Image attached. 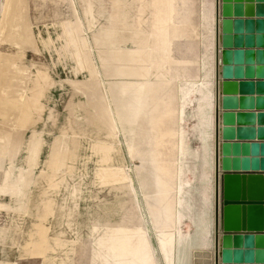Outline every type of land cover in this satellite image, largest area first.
I'll return each instance as SVG.
<instances>
[{
	"label": "rangeland",
	"instance_id": "374dc122",
	"mask_svg": "<svg viewBox=\"0 0 264 264\" xmlns=\"http://www.w3.org/2000/svg\"><path fill=\"white\" fill-rule=\"evenodd\" d=\"M217 1L172 0L206 42L170 50L159 0H0V192H12L0 194V261L43 264L31 254L43 248L49 263L89 264L94 231L114 256L129 243L133 261L142 229L165 264L157 241L172 245L179 198L176 263L216 264ZM132 51L142 75L106 76L105 57ZM26 195L15 209L10 196Z\"/></svg>",
	"mask_w": 264,
	"mask_h": 264
},
{
	"label": "crops",
	"instance_id": "0c3cea01",
	"mask_svg": "<svg viewBox=\"0 0 264 264\" xmlns=\"http://www.w3.org/2000/svg\"><path fill=\"white\" fill-rule=\"evenodd\" d=\"M158 1V0H156ZM154 4L155 8H169L168 10V16H169V21L165 22L163 27L167 29V34L165 35V45L170 46V50L174 43L179 41L180 39L184 38V43L185 44H190L196 41L197 43L201 42L202 45H205V37L199 36L196 32L198 28H203L201 25L194 24L193 22L189 21V23H185L184 25H179L178 21H176V14L174 15V10L172 11V0H159ZM252 3L253 5L257 4L258 2L254 0L253 1H247V0H232L231 3L234 4H244L246 5L247 3ZM216 5V6H215ZM223 5L224 1L223 0H218L216 4H214V8H217V15H214V27L216 28V38L214 43L215 47V53H214V73H216V85H218V93H219V98L217 100V104L219 105V112H217V117L220 120L219 123V129L217 132V140H216V153H217V165L215 171L219 174V180L217 183V212L215 214V220L218 222L217 223V234L216 237L212 236V230L210 229L209 225L207 224V232H206V238L208 240V237L211 236L213 239V243L216 247V252H218V261L216 264H226L223 260V252L224 250L227 251H232V252H243V251H254V252H263L264 253V240L263 242L257 241V244H254L251 246L250 244H247L246 242L237 243L235 241V237L243 234L244 233H253L255 235H263L261 231H231L227 232L231 240L229 243H225V235L221 222L223 220V213L221 210L222 206V193L224 189V183H223V176L225 174H246V175H264V116H260L261 114H264V88H261L259 85L261 82L264 81V62H261L256 56L254 58H249V57H243L242 62H238L233 64V68H241L243 71L242 74L244 78L235 76L231 78H224L223 73H222V67L224 66L223 64V20H224V15H223ZM235 9V7H234ZM243 10L246 11V8H243ZM216 14V13H215ZM236 17H242L243 19L250 18L252 16H236ZM236 17L231 18L232 20H235ZM257 18V17H256ZM217 22V23H216ZM164 23V22H163ZM217 24V25H216ZM204 25V24H203ZM234 36L236 34H233ZM264 36V31H259V28H254L251 31V35L253 38L252 40H257L259 36ZM246 37V32L243 33L242 39ZM114 38L117 39H132L133 41H136L137 43H140L142 37H132L127 35H121V36H114ZM146 39V38H145ZM110 40V39H109ZM112 40V38H111ZM219 45V46H218ZM235 41H233V49H236L238 47L235 46ZM243 49H247L246 46L242 47ZM255 50L257 49H264V47H258L257 45L253 46ZM147 50H145V53ZM162 53V52H161ZM220 53V54H219ZM257 53V51H256ZM141 53L132 51L128 53H119V52H113L112 54L108 55L107 57L104 58V62H106V65L104 66V71L106 73V76H127L130 78H134L137 75H142L139 70L137 72L136 68L134 65H136L138 62L140 63L142 60L139 59L141 56H143ZM165 54V53H164ZM168 54V53H167ZM145 55V54H144ZM166 55V54H165ZM139 57V58H138ZM220 58V59H219ZM221 60V63H220ZM111 63V64H110ZM112 63H119L118 67L112 66ZM142 63V62H141ZM190 62H186V67H189ZM108 64V65H107ZM110 65V67H109ZM170 67H173L172 61H169ZM126 66V67H124ZM203 67V64L201 65ZM221 66V68H220ZM216 68V69H215ZM238 68V69H239ZM227 81L228 82H242V81H254L255 86L257 85L256 91L251 94V93H244L243 90L240 88L237 89H232L230 87V91H227L224 93V88L225 85L224 83ZM98 84V82H97ZM95 85L99 87V85ZM240 89V90H239ZM252 96L254 98V102H250L249 97ZM243 100V101H242ZM224 103L226 105H224ZM253 104V107H252ZM226 108H224V106ZM234 113V122L233 124H226L224 125L223 123V114L224 113ZM239 113H242L243 116L241 118L238 117ZM226 129L228 132L230 130H236V133L240 131L238 136H228L224 137V134L226 132ZM36 144L34 146V150H38L39 147V140H35ZM236 143H239L240 146L236 145ZM257 144V145H255ZM263 146H262V145ZM226 148L229 147V154L224 155V146ZM58 147V145H56ZM32 149V151H33ZM51 158L54 159L53 162H55L56 155H53L51 153ZM247 164H244V163ZM236 165H238L236 167ZM35 165L31 166L28 169L30 170V173H32V170ZM228 166V167H225ZM29 170H25V172H29ZM6 181H1L0 187H5L7 188L6 185H4ZM25 183V184H23ZM35 183L34 180H27V182H20L18 181L17 187L29 189L30 186ZM255 183V182H252ZM22 185V186H21ZM259 186L252 185L248 187L249 192L251 191L252 194H255L256 188ZM261 190L264 192V184L261 185ZM0 194L2 195H12V192H9L8 190L6 191H1ZM264 194V193H263ZM15 199V209L19 208H25L27 207V203L30 197L27 195L25 197H17V196H10ZM209 200V199H208ZM42 202H45L46 204L50 203L46 200L43 199ZM179 204V198L175 199V215L174 219L177 223H175V229H174V235L172 234L173 231L170 230L168 233L169 237L171 238V243L169 248H167L165 245H161V241H157L158 247L160 250V253L162 254V258L165 261V264H177L176 260V250L179 245L180 240L179 237H182V234L178 233V216H177V206ZM0 207L8 209L5 205L0 204ZM206 215V214H205ZM205 219L207 220L206 216ZM244 219L245 221L249 220H256L259 219V215L256 212L246 210L245 213H242L241 217L240 214L236 218V220H241ZM261 220H264V215H261ZM142 229H138L137 236H141L143 239L138 241V244L136 246L137 248V257L133 261L130 260V244L128 243L127 245L123 244V252H126V254H123L122 256H114L112 253L115 249V246L112 244H98V239L99 235L97 231H94V238H93V246L91 249V257L89 260V264H161L159 257H155L154 254H157V250L155 249V246L152 244V240L148 239L150 237V234L148 235L145 234L144 231H141ZM126 231L125 229L122 230L124 233ZM128 232H130V229L128 228ZM242 232V233H241ZM260 233V234H258ZM167 235V234H166ZM160 236V235H159ZM246 235L244 234V237ZM145 237L147 240H145ZM150 242V243H149ZM160 242V243H159ZM37 249V250H36ZM31 250V254L35 257L41 256L44 258V263L43 264H55L53 262L49 263V261L46 259L47 256V251L48 250H43V248H36ZM125 250V251H124ZM29 251V250H28ZM50 251V250H49ZM165 251L170 254V259L167 260V256L163 255L166 254ZM154 252V253H153ZM0 264H12V263H7L0 261ZM231 264H264V263H259V262H250V263H245V262H237V263H231Z\"/></svg>",
	"mask_w": 264,
	"mask_h": 264
},
{
	"label": "water",
	"instance_id": "95a60500",
	"mask_svg": "<svg viewBox=\"0 0 264 264\" xmlns=\"http://www.w3.org/2000/svg\"><path fill=\"white\" fill-rule=\"evenodd\" d=\"M223 64L222 73L224 78H231L235 76L242 77L241 68H233V64L242 62L243 57L254 58V56L260 58L261 62H264V49L255 50L252 48L257 45L258 47H264V36H259L255 42L252 40L251 31L254 28H259V31H264V0H254L258 3L253 5L252 3H247L246 5L236 4L234 6L232 0H223ZM253 1V0H247ZM235 7V9H234ZM246 8V11L243 10ZM252 16L250 18L243 19L242 17L236 16ZM236 17L235 20L231 18ZM257 17V18H256ZM246 32V37L242 39L243 33ZM233 34H236L235 36ZM233 41H235V46L238 47L233 49ZM246 46L247 49H243L242 47ZM257 51V53H256ZM243 56V57H242ZM264 77V75H263ZM224 93L230 91V87L232 89L240 88L244 93L253 94L257 85L261 88H264V81L255 86L254 81H242V82H228L224 83ZM239 89V90H240ZM250 102H254V98L252 96L249 97ZM243 101V100H242ZM224 105H226L224 103ZM223 105V106H224ZM253 107V104H252ZM224 108H226L224 106ZM243 116L242 113H239L238 117L241 118ZM261 117L264 114L260 115ZM234 113H224L223 114V123L233 124L234 122ZM227 134H224V137L228 136H238L240 131L236 133V130H228L226 129ZM236 145L240 146L239 143ZM257 145V144H255ZM262 145V144H261ZM227 145L224 146V155L229 154V147L226 148ZM263 146V145H262ZM244 164H247L246 162ZM238 165H236L237 167ZM228 167V166H225ZM238 168V167H237ZM224 189L222 193V206L221 210L223 213V220L221 222L222 229L225 235V243H229L231 240L230 235L227 232H231L234 230L237 231H264V220H261V215H264V192L261 190V185L264 184V175H246V174H225L223 176ZM255 182V183H252ZM256 185L259 186L255 190V194L249 192L248 187ZM246 210L256 212L259 215V219L245 221L244 219L236 220V218L245 213ZM242 233V232H241ZM244 234L246 235L244 237ZM260 234V233H258ZM264 234V233H261ZM263 235H255L253 233H244L235 237V241L237 243L246 242L253 246L257 244V241L263 242ZM223 260L226 264L237 263V262H259L264 263V253L263 252H254V251H243V252H232L224 250L223 252Z\"/></svg>",
	"mask_w": 264,
	"mask_h": 264
},
{
	"label": "bare ground",
	"instance_id": "6f19581e",
	"mask_svg": "<svg viewBox=\"0 0 264 264\" xmlns=\"http://www.w3.org/2000/svg\"><path fill=\"white\" fill-rule=\"evenodd\" d=\"M217 23V22H216ZM217 25V24H216ZM112 34V33H111ZM109 35V34H108ZM106 37V36H105ZM109 39V38H108ZM110 40H111V38H110ZM219 46V45H218ZM220 54V53H219ZM220 59V58H219ZM220 63H221V60H220ZM220 68H221V66H220ZM162 123V122H161ZM129 179H130V177L127 175V182L129 183ZM177 223V222H176ZM145 225V224H144ZM143 231V230H142ZM148 232V231H147ZM146 232V233H147ZM149 238V237H148ZM149 240H150V238H149ZM150 243V242H149ZM211 251V250H210ZM154 253V252H153ZM155 255V254H154ZM157 258V257H156ZM211 264V263H210Z\"/></svg>",
	"mask_w": 264,
	"mask_h": 264
}]
</instances>
